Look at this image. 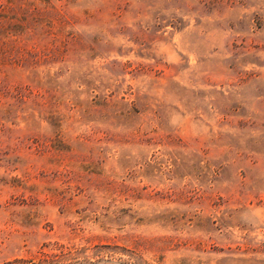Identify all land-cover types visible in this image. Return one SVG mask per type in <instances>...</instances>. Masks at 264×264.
Returning <instances> with one entry per match:
<instances>
[{
    "label": "rangeland",
    "instance_id": "rangeland-1",
    "mask_svg": "<svg viewBox=\"0 0 264 264\" xmlns=\"http://www.w3.org/2000/svg\"><path fill=\"white\" fill-rule=\"evenodd\" d=\"M16 1L0 264H264V0Z\"/></svg>",
    "mask_w": 264,
    "mask_h": 264
},
{
    "label": "trees",
    "instance_id": "trees-1",
    "mask_svg": "<svg viewBox=\"0 0 264 264\" xmlns=\"http://www.w3.org/2000/svg\"><path fill=\"white\" fill-rule=\"evenodd\" d=\"M18 4V5H17ZM20 2H17L16 0H0V31L1 29L5 28L7 30L12 28V23L10 22L11 19L17 20L16 18V14H17V10L18 8H20ZM29 8L24 9V11H22V14L20 15V17L24 20L26 19L29 15H31V11L28 10ZM23 10V8H22ZM20 25V24H19ZM24 48H19L18 47V52H22L21 55L24 54L25 50ZM23 58L21 57H16V59H10L8 60L9 63L13 62L15 60L16 64H19L22 61ZM2 58L0 57V65H2V63H5V61H1ZM4 60V59H3Z\"/></svg>",
    "mask_w": 264,
    "mask_h": 264
}]
</instances>
